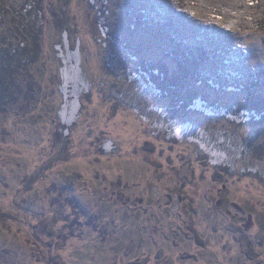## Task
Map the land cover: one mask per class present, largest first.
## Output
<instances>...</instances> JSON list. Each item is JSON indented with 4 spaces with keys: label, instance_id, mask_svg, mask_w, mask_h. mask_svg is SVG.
Wrapping results in <instances>:
<instances>
[{
    "label": "rangeland",
    "instance_id": "obj_1",
    "mask_svg": "<svg viewBox=\"0 0 264 264\" xmlns=\"http://www.w3.org/2000/svg\"><path fill=\"white\" fill-rule=\"evenodd\" d=\"M0 264H264V0H0Z\"/></svg>",
    "mask_w": 264,
    "mask_h": 264
},
{
    "label": "trees",
    "instance_id": "obj_2",
    "mask_svg": "<svg viewBox=\"0 0 264 264\" xmlns=\"http://www.w3.org/2000/svg\"><path fill=\"white\" fill-rule=\"evenodd\" d=\"M251 1L252 2L253 1L256 2V0H251ZM25 11H27V10H25ZM61 32L62 33L66 32L67 39L69 40V42L71 43V46H72L73 45V41H72L71 37L69 36L70 32L66 28L62 29ZM120 34H121V32H120ZM97 39H99V37H96V40ZM23 42H24V39H22L21 41L19 40L17 42V44L15 45L14 52L13 53H9L8 57H6L5 60L13 59L14 56H16V54L17 55L19 54V53H16V52H20V53L24 52V49H25L26 45ZM19 43L23 44L21 48L19 47ZM73 49H70V50H73ZM133 56H134V54H132V57ZM121 58L122 59H120V63L123 66V67H120L121 70L124 69V65L132 64V61H131L129 56H125V57H121ZM189 62L190 61L186 60V61H183V62H181L179 64L177 63L178 69H177V71L175 70L176 71L175 73H169L168 71L161 69L159 66L157 67V66L150 65L151 70H156L155 74H153V73L149 74L151 83L154 85V87L159 91V93L162 96H163V94L164 95L171 94V93L174 94V92H181L182 93L181 90H185L184 87H186L185 83H184V79H186L185 78L186 73L189 72V71L195 70V69H197L199 67V63L198 62L193 61L192 62L193 64L189 63ZM112 68H114V66H112ZM214 83L217 84V82H214ZM173 96L176 97L179 101H181V103L184 100V98L179 96V95H175L174 94ZM192 98H193V96H191V95H188V97H187V99H192ZM241 101H242V103H244V102H246L248 100L246 99V97H244V98L241 99ZM253 109H256V108L252 107L251 110H253ZM259 112H263V111L257 108V113H259Z\"/></svg>",
    "mask_w": 264,
    "mask_h": 264
},
{
    "label": "bare ground",
    "instance_id": "obj_3",
    "mask_svg": "<svg viewBox=\"0 0 264 264\" xmlns=\"http://www.w3.org/2000/svg\"><path fill=\"white\" fill-rule=\"evenodd\" d=\"M67 51L64 54V56L63 55L61 56L62 64L64 66L68 65L69 68L76 69L78 66V61H79L78 56H77L78 53L77 51L69 52L68 48H67ZM66 75H67L66 72L62 70V78H63L62 80H65ZM78 82H79L78 84H81L82 86V83H83L82 80L79 79ZM78 96H79V91L74 92V93L72 92V94L69 96L71 98V101H69V103H64L61 106V109L59 111L60 118H62V120H64V123H66L67 125H70L71 123H73L78 115V105L76 101Z\"/></svg>",
    "mask_w": 264,
    "mask_h": 264
}]
</instances>
